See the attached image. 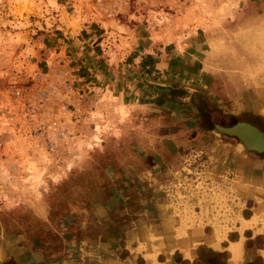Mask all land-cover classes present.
Wrapping results in <instances>:
<instances>
[{"label": "rangeland", "instance_id": "obj_1", "mask_svg": "<svg viewBox=\"0 0 264 264\" xmlns=\"http://www.w3.org/2000/svg\"><path fill=\"white\" fill-rule=\"evenodd\" d=\"M261 1L0 0V246L16 251V231L22 233L38 221L29 216L46 209L58 217L72 215L74 235L63 239L55 231L45 239L55 249L48 248V255L62 252L69 261L97 264L98 245L106 239L101 234L120 232L137 216L158 217L166 208L159 199L173 192L164 183L157 189L159 181L175 178L173 166H187L175 151L204 150L205 109L216 110L225 98L218 79L227 68L221 57L216 62L211 56L228 54L222 52L227 38L249 35L256 15L251 8ZM139 106L146 108L144 158L137 159L131 141L124 152L143 166L145 180L138 184L131 175L130 190L114 191L113 205H70L78 196L76 175L62 182L63 172L79 161L82 167L101 165L109 174L111 164L120 167L121 148H109L101 136L109 116L129 107L136 118ZM54 120L63 140L48 130ZM155 134L168 141L154 140ZM172 134H179V142H172ZM202 161L194 157L189 166L198 168L183 169L195 189L201 187ZM101 181L104 187L105 175ZM109 188L96 197L109 198ZM57 224L52 222L59 229Z\"/></svg>", "mask_w": 264, "mask_h": 264}, {"label": "crops", "instance_id": "obj_2", "mask_svg": "<svg viewBox=\"0 0 264 264\" xmlns=\"http://www.w3.org/2000/svg\"><path fill=\"white\" fill-rule=\"evenodd\" d=\"M256 7L252 12L256 15L255 22H251L249 35L227 38V43L224 42L227 48L222 52L228 54L211 56L216 62L221 57L219 62L227 68L221 73L223 78L218 79V93L225 98L213 114L205 109V116L213 118L218 115L220 121L245 120L264 131V0ZM236 26L240 28L239 24ZM219 48V53H222L223 46L219 44ZM211 72L205 63L207 81L211 80ZM130 110L127 107L121 114L117 111L109 116L105 134L101 136H105L106 146L109 148H121V170L112 167L110 171L115 176L114 179L120 174H127L123 177L127 179V185L121 186V191L130 190L129 175L131 168L136 167H131V157L124 152L126 144L133 142V149L139 160L144 158L140 155L145 153L144 145L147 141L146 123L142 116L146 111L145 106L135 109L136 118H131ZM194 130L196 128H193L192 134L197 132ZM220 131L213 129L205 132V153L200 150L202 148L175 151L180 157L186 155L189 162L194 157L203 160L205 175L201 178V188L195 189V182H183L181 178L182 174L187 177L184 168L196 169L198 166L185 167L186 163L173 166L171 169L175 178L170 182L159 181L156 187L159 190L164 187L173 191L170 197L163 198L166 202L169 199V208L157 219L137 216L132 220L127 219L121 232L109 229L101 234L106 239L98 245L101 248L97 264H213V261L205 259V250L213 252L221 261H227V264H264V153L249 150L235 135ZM175 136L176 138L172 134L169 138L177 143L179 134ZM166 138L168 137L154 135L156 141H168ZM80 162L82 161L76 162V167L70 171L63 172L66 176L61 181L69 178L70 174L101 172V167L98 168L93 162H90L89 167H82ZM101 169L106 171L105 168ZM137 169L139 184L140 179L145 180L146 172L145 169ZM141 183L144 185L142 181ZM114 189L118 191L117 187ZM102 194V188L98 187V197L101 198ZM115 199L114 196H109L102 201L96 199L93 204L113 205ZM158 221L159 224L156 223ZM236 234L237 237L233 238ZM0 252L6 261L28 264L23 255L18 252L15 254L16 251L0 246ZM161 258L164 260L160 261ZM86 262L77 261L75 264L96 263Z\"/></svg>", "mask_w": 264, "mask_h": 264}, {"label": "flooded vegetation", "instance_id": "obj_3", "mask_svg": "<svg viewBox=\"0 0 264 264\" xmlns=\"http://www.w3.org/2000/svg\"><path fill=\"white\" fill-rule=\"evenodd\" d=\"M251 9L253 12V10L257 9V7L253 6ZM208 111H212V113H210V114H213L215 112V109H211V110L208 109ZM217 116L218 115H216L217 119L211 118L210 116L209 117L205 116V119H206L205 120V132L206 131H212L213 129H217L219 132H221L219 126L227 128L225 126H231V125L233 126L239 122H248V121L241 120V119H237V120L234 119L233 121H220L219 116L218 117ZM248 123H250V122H248ZM250 124H252V123H250ZM252 125H254V124H252ZM254 126H256V125H254ZM256 127H258V126H256ZM259 129L264 134V131L261 128H259ZM233 135H235L243 143V145L245 147H247V149L250 150V148L245 144L244 141H242L240 139V137L237 134H233ZM251 150H255V149H251ZM255 151H257V150H255ZM259 152L264 153V151H259ZM204 153H205V150H204ZM182 156H183L182 158L184 161L188 160L187 158H185V155H182ZM119 157L122 158V156H119ZM186 162H187V165H189V161H186ZM131 163H132L131 167L136 166L135 161H131ZM95 166H97V165H95ZM111 166L114 167L113 164H111ZM121 166H122V163H121L120 167H114V168L121 170ZM176 166H179V165H176ZM97 167L98 168H100V167L104 168L101 165L97 166ZM142 167L143 166H140V164H139L136 167L131 168L132 171H131L129 177L131 178V175L132 176L136 175V170H138L137 168L142 170ZM101 168H100L101 172H99L98 174L97 173H92V174L91 173H84L83 176L79 175V174L76 175V177L74 176L75 177L73 179L74 183L72 182V185L74 184V186H75L74 189H75V192L78 196L74 197V199H72L73 200L72 202L70 201V205H73L75 207H81V206H84L86 204L87 205L91 204V202L93 203L96 199H99V198H97L98 197V187L102 188L103 193H104V191L106 190L105 187L109 186L110 188H109V190H107L106 193L109 194V196L110 195L113 196L114 191H116V189H114V187H117L119 189L121 186L127 185V179L123 178V177L127 176V174H124V176H122L120 174V175H118V177L116 179H112L109 177V175H112V174H109L108 170L105 171L104 169H101ZM110 170H112V169H110ZM202 171L205 175V169H202ZM104 175L106 176V180H107L106 182L107 183L104 184L105 186L103 187L101 180L103 179ZM84 178L88 179L87 182L89 183V187L85 186L84 181L82 180ZM66 179H69V178L67 177ZM182 179H183V182L188 181L189 183L190 182L193 183V180H191L190 175L188 173H187V177H186V175L184 176L182 174ZM65 180H64V182H65ZM80 181L82 182L81 185H80ZM199 181L200 182L198 184L200 187L201 185H203V183H202L203 181L202 180H199ZM65 184H67V183H65ZM69 185H71V184H69ZM88 191H91L89 199L84 197ZM199 191H202V190H199ZM61 192H60V194H61ZM63 196L64 195H58V197H55V199H60V201L64 200L65 197H63ZM95 197H96V199H94ZM165 200L166 199H162V201H159L161 204L165 205V207H166L163 211H165V210H167V208H169V207H167L169 204V203H167L169 201V199H167V202ZM40 204H41L40 206H43V201L40 202ZM183 208L185 210V206ZM163 211H161V212H163ZM46 213H48V214H46ZM161 216H162V213L158 217H154V219H157ZM29 217H31V219H33L35 221H37V220L40 221L42 223V226H44V227H42L43 229L40 230L38 228V221H37V222H35L37 224L33 223L31 226L26 225L25 230L22 231V233H17L18 231H16V233H15L13 231L15 233L14 245L16 246L15 247L16 252L23 255V258L25 259V261L28 264H45V262H47V261H48L47 262L48 264H75L76 261H74V262L71 260L69 261L68 257H66V255H65V253H62V252L61 253L58 252L60 254L54 253L52 256H49L47 253L48 248H49V243H47L45 241V239H47V238L54 237L56 235V233H54L55 231L58 232V234L61 237H63V239L73 237L74 236L73 235V229H72L73 226L71 225V223H69L72 215H68L67 217H64L62 215V216L58 217L57 214H51L50 212H48V210L41 209L40 213L33 215V216H29ZM18 221H21V220H18ZM52 222L58 223L57 227H59V229L54 227V225H52ZM156 223L159 224V221ZM75 224H76L75 225V229H76L78 227V225L76 222H75ZM76 230L78 231V229H76ZM76 236H79V234H76ZM234 237H237V234L233 235V238ZM78 246L79 245H77V248H78ZM64 247H66L65 243L62 245L61 249H63ZM49 249H50V251H51V249L55 250L53 248H49ZM205 259L213 261L214 262L213 264H227V261L226 262L224 260L221 261L220 258L216 254H214L213 252L208 251V250H205ZM161 260H164V259L161 258L160 261ZM247 264H251V263H247ZM255 264H257V262Z\"/></svg>", "mask_w": 264, "mask_h": 264}, {"label": "water", "instance_id": "obj_4", "mask_svg": "<svg viewBox=\"0 0 264 264\" xmlns=\"http://www.w3.org/2000/svg\"><path fill=\"white\" fill-rule=\"evenodd\" d=\"M221 130L227 131L231 134H237L239 137L241 133L245 136V144L250 149H255L257 151H264V134L263 132L256 126L248 123V122H239L232 127L224 128L219 126ZM0 264H19L14 260L6 261L4 256L0 252Z\"/></svg>", "mask_w": 264, "mask_h": 264}, {"label": "built area", "instance_id": "obj_5", "mask_svg": "<svg viewBox=\"0 0 264 264\" xmlns=\"http://www.w3.org/2000/svg\"><path fill=\"white\" fill-rule=\"evenodd\" d=\"M35 115H36V113L33 114V116H35ZM48 130H50L52 136L54 138L58 139V141L63 140L65 137L64 130L57 120H54V121H52V123H49ZM55 147L56 146L52 145L51 148L54 149Z\"/></svg>", "mask_w": 264, "mask_h": 264}, {"label": "bare ground", "instance_id": "obj_6", "mask_svg": "<svg viewBox=\"0 0 264 264\" xmlns=\"http://www.w3.org/2000/svg\"><path fill=\"white\" fill-rule=\"evenodd\" d=\"M240 139L242 140V141H244V139H245V136H244V134L243 133H241V135H240ZM245 142V141H244Z\"/></svg>", "mask_w": 264, "mask_h": 264}]
</instances>
